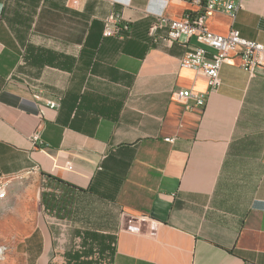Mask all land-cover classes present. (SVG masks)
Masks as SVG:
<instances>
[{"label": "crops", "instance_id": "1", "mask_svg": "<svg viewBox=\"0 0 264 264\" xmlns=\"http://www.w3.org/2000/svg\"><path fill=\"white\" fill-rule=\"evenodd\" d=\"M190 8L0 0V179H31L39 223L17 241L27 261L264 264V73L233 57L208 91L180 64L194 39L149 33ZM111 12L128 31L104 35ZM207 26L264 43V0ZM179 89L207 92L205 105L185 109Z\"/></svg>", "mask_w": 264, "mask_h": 264}, {"label": "built area", "instance_id": "2", "mask_svg": "<svg viewBox=\"0 0 264 264\" xmlns=\"http://www.w3.org/2000/svg\"><path fill=\"white\" fill-rule=\"evenodd\" d=\"M181 1L188 3L191 8L179 18H171L165 14L156 16L149 33L152 37H156L158 30L166 25L168 30L162 39L168 42L194 39L197 44L181 57L180 64L194 68L204 75L208 91L219 87V70L223 63L233 57L238 58L240 66L250 75H255L259 71L264 73V43L242 36L235 28L221 34L210 30L207 26V20L216 13L234 17L240 7V0ZM103 25V33L107 36L114 35L120 30L128 31L130 28L127 22L122 21L118 12L106 15ZM206 94L207 92L191 89L176 91V97L184 103L185 109L203 107ZM49 105L58 106V103L50 101ZM166 140L172 141L173 137H167ZM30 141L33 144L40 141L38 131L31 134Z\"/></svg>", "mask_w": 264, "mask_h": 264}, {"label": "rangeland", "instance_id": "3", "mask_svg": "<svg viewBox=\"0 0 264 264\" xmlns=\"http://www.w3.org/2000/svg\"><path fill=\"white\" fill-rule=\"evenodd\" d=\"M31 179H0V264H47L27 261L26 246L17 245L19 239L26 238L39 223V215L32 206ZM18 226V227H17ZM38 239V230L33 232ZM39 246L33 247V253Z\"/></svg>", "mask_w": 264, "mask_h": 264}]
</instances>
